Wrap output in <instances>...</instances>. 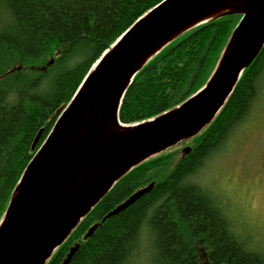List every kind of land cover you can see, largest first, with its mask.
<instances>
[{"label": "trees", "instance_id": "16d2710c", "mask_svg": "<svg viewBox=\"0 0 264 264\" xmlns=\"http://www.w3.org/2000/svg\"><path fill=\"white\" fill-rule=\"evenodd\" d=\"M162 1L0 0V223L57 111L70 102L99 57ZM241 18L220 17L163 48L134 77L120 121L156 118L202 89ZM263 84L264 47L214 120L181 142L192 140L191 152L184 151L168 170L173 155L166 152L178 143L123 176L47 264H62L76 244L80 248L69 264H132L143 240L151 264H264L254 235L239 231L226 205L195 181L206 161L249 119ZM152 182L149 193L106 218Z\"/></svg>", "mask_w": 264, "mask_h": 264}, {"label": "water", "instance_id": "95a60500", "mask_svg": "<svg viewBox=\"0 0 264 264\" xmlns=\"http://www.w3.org/2000/svg\"><path fill=\"white\" fill-rule=\"evenodd\" d=\"M233 14L242 18L202 89L156 118L120 121L128 88L155 55L184 33ZM263 47L264 0H163L142 15L99 57L70 102L57 111L0 223V264H47L123 176L214 120ZM184 151L191 152V147ZM154 186L136 191L106 218ZM79 248L72 247L62 264H69Z\"/></svg>", "mask_w": 264, "mask_h": 264}, {"label": "rangeland", "instance_id": "374dc122", "mask_svg": "<svg viewBox=\"0 0 264 264\" xmlns=\"http://www.w3.org/2000/svg\"><path fill=\"white\" fill-rule=\"evenodd\" d=\"M255 108L225 148L206 161L195 181L207 185L226 205L239 231L252 233L257 249L264 250V84ZM191 144L189 140L166 152L173 155L168 170ZM142 248L132 264H151L144 240Z\"/></svg>", "mask_w": 264, "mask_h": 264}, {"label": "clouds", "instance_id": "9594fccd", "mask_svg": "<svg viewBox=\"0 0 264 264\" xmlns=\"http://www.w3.org/2000/svg\"><path fill=\"white\" fill-rule=\"evenodd\" d=\"M261 214L264 215V206H262V213Z\"/></svg>", "mask_w": 264, "mask_h": 264}, {"label": "bare ground", "instance_id": "6f19581e", "mask_svg": "<svg viewBox=\"0 0 264 264\" xmlns=\"http://www.w3.org/2000/svg\"><path fill=\"white\" fill-rule=\"evenodd\" d=\"M70 253V252H69ZM67 258V257H66ZM51 260V259H50ZM64 262V261H63Z\"/></svg>", "mask_w": 264, "mask_h": 264}]
</instances>
